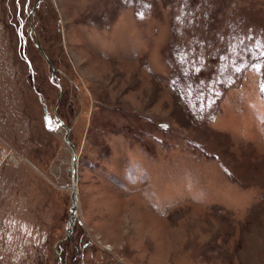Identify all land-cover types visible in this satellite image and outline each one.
Segmentation results:
<instances>
[{"label": "rangeland", "instance_id": "374dc122", "mask_svg": "<svg viewBox=\"0 0 264 264\" xmlns=\"http://www.w3.org/2000/svg\"><path fill=\"white\" fill-rule=\"evenodd\" d=\"M0 264H264V0H0Z\"/></svg>", "mask_w": 264, "mask_h": 264}, {"label": "water", "instance_id": "95a60500", "mask_svg": "<svg viewBox=\"0 0 264 264\" xmlns=\"http://www.w3.org/2000/svg\"><path fill=\"white\" fill-rule=\"evenodd\" d=\"M36 47H37L38 50H40L38 44L36 45ZM47 65L50 67V65L48 64V62H47ZM58 87H59V85H58ZM43 113L44 114L46 113V109H43ZM58 125L61 126V127H63V125L61 123H59ZM67 133H68V130L65 129L64 130V134H63V141L66 143V145L68 146V148L71 151V170H70V172H71V180H72V182H71L72 189H71V192H70V195H69L70 207H69V218H68V222L66 224L67 225L66 232H68L69 229L73 226V222H74V219H75V212H76V199H75V193H74L75 192V190H74L75 189V182H76V174H75V169H76V154H75L74 147L67 140Z\"/></svg>", "mask_w": 264, "mask_h": 264}, {"label": "flooded vegetation", "instance_id": "af4514ba", "mask_svg": "<svg viewBox=\"0 0 264 264\" xmlns=\"http://www.w3.org/2000/svg\"><path fill=\"white\" fill-rule=\"evenodd\" d=\"M44 0H35V4H42ZM34 7H32L31 13H33ZM30 13V10L28 11ZM30 17V14L28 15ZM28 17V18H29ZM38 43L36 42V45ZM39 45V44H38ZM45 57V56H44ZM43 57V58H44ZM57 120H52L53 126H56V124H59V122H56Z\"/></svg>", "mask_w": 264, "mask_h": 264}, {"label": "bare ground", "instance_id": "6f19581e", "mask_svg": "<svg viewBox=\"0 0 264 264\" xmlns=\"http://www.w3.org/2000/svg\"><path fill=\"white\" fill-rule=\"evenodd\" d=\"M63 158H65V157H63ZM75 190V189H74ZM75 193V192H74ZM75 199H76V193H75ZM77 200V199H76Z\"/></svg>", "mask_w": 264, "mask_h": 264}]
</instances>
